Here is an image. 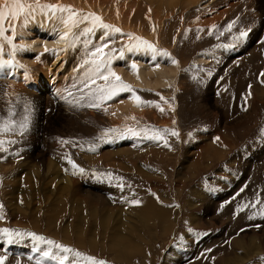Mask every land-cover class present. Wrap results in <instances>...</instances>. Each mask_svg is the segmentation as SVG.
Instances as JSON below:
<instances>
[{
  "label": "rangeland",
  "instance_id": "obj_1",
  "mask_svg": "<svg viewBox=\"0 0 264 264\" xmlns=\"http://www.w3.org/2000/svg\"><path fill=\"white\" fill-rule=\"evenodd\" d=\"M118 1L122 0L113 2L115 6ZM211 4L206 10L187 11L178 24L173 21L177 19L179 4L166 11L161 6L160 18L171 15L169 21L173 24L158 43L176 59L178 73L167 94L141 96L142 101L150 102L145 104L154 107V120L151 111L143 115L145 119L138 114V120L120 122L114 127L103 121L99 113L94 120L82 119L77 113L100 109L80 100V93L73 87L78 74L72 71L68 85L62 82L67 116L41 132V144L58 145L55 150L48 148L46 157L51 162L56 158L57 168L62 161L70 160L84 172L76 178L63 169L44 177L26 169L16 176L0 171V229L33 232L106 264H264V219L260 216L264 209V99L257 94V89L264 85V77L260 76L264 72V40L258 36L252 42L253 30L234 46L232 40L252 23H259L262 31L264 17L258 11V0H217ZM224 12L227 15L221 14ZM215 17L214 26L208 27ZM232 21H236L234 27L225 31ZM202 28L208 30L202 33ZM198 31L202 33L200 39ZM199 52L213 54L215 61L208 66L193 64ZM248 53L251 61L246 60ZM116 55L113 53V59ZM81 57L71 63L72 70ZM65 59L53 66L56 72L68 70ZM58 72V77L54 73L51 77L59 78ZM111 79L115 81V77ZM98 83L102 85L104 81ZM29 102L31 106L24 95L22 101L11 106L0 105V125L16 127V132L4 131L16 134L14 148H10L12 144L4 145L8 154L19 156L30 141L36 121L32 107L29 130L20 135L18 127ZM158 112L166 115L168 124L159 126L158 121H162ZM128 127L168 129L169 133L153 141L106 132ZM172 130L179 136H172ZM216 135L228 142V146L218 150V157H211L191 144L198 142L210 149L216 144L212 139ZM3 140L8 141L9 137ZM165 140L169 147L164 146ZM113 149L125 153L103 156V151ZM128 153L131 155L127 156ZM73 154L80 159L75 160ZM133 200L139 201V205L131 203ZM240 205L245 207L240 209ZM253 214L255 218L249 219ZM256 224L261 227H255ZM254 238L259 241L256 254L242 257L243 262L240 257H229L233 243L243 241L247 245ZM46 247L40 244L34 250V242L27 236L0 235V255L8 258L5 264H16L17 260L20 264H36L40 250ZM42 264L55 262L43 260ZM83 264L94 262L85 260Z\"/></svg>",
  "mask_w": 264,
  "mask_h": 264
},
{
  "label": "bare ground",
  "instance_id": "obj_2",
  "mask_svg": "<svg viewBox=\"0 0 264 264\" xmlns=\"http://www.w3.org/2000/svg\"><path fill=\"white\" fill-rule=\"evenodd\" d=\"M116 1L117 0H40L41 3L71 6L72 8L76 9L81 13H94L95 15L100 16L104 23L112 25L115 28H119L121 30L120 33H115L113 35L112 38L115 42L110 44V48L115 47L117 48V51L119 49H123V55L121 58L120 51H116L118 55H116V57H114L113 59L111 70L115 73V76L120 77V79L123 80L127 85L131 86L133 88L132 91H125L124 93H119L111 100H107L103 103L102 107H98V109H100V112L96 109H94V111L96 110L95 112H89L88 110L87 112L84 111L82 108L83 112L77 113L78 115H80L79 117L84 120L92 119L93 117H96L98 115L97 113H99L101 116H103V121L109 122L111 125H113V127L119 126L120 122H128L132 121L133 119L138 120V118L135 117L138 114L140 115V117L145 119L143 116L145 113H148L149 111L154 113V107H151L150 104L148 105L135 101L134 95H138L141 98V96L143 95H146V97H152L149 93L155 92H164L165 94H167L169 88L174 85V79L178 73V64L176 59L173 58L165 49L160 48L162 47V45H160V43L158 42H160L159 40L161 35L165 32H169L173 23L175 24L177 22H180V20L183 16H185L187 11L191 12L192 9L196 8H209V4L212 3L211 5H213L214 2H217V0H181L179 3L175 2L176 0H133V2L131 3L132 0H122L117 2L118 6H115L113 2ZM262 1L258 0L257 6H260L258 11H260L261 16L264 17V2ZM28 2L32 3L34 2V0H28ZM0 3H3V0H0ZM145 4L147 6L144 7ZM161 6L165 9V11L166 9L168 10V8L172 9V7H178L176 8V12H178L177 14L175 13L176 9H173V14L177 15V19L173 21V23H170L169 21L171 15L166 18L167 14H165L164 19L160 18L159 13L162 9ZM225 12L221 14L227 15V13ZM216 21L217 18L215 20H211L209 22L210 26L208 27L212 28L214 26L213 24ZM13 23H15L16 25V39L14 40V43L17 45L26 46L23 51L17 52L14 57L15 61L23 67H14L10 70H4V72H0V105L3 103L7 106H11L14 103L22 101V97L26 95L31 101L32 112L34 113L36 121L33 127V132L30 137V141L28 142V145L26 147L22 148L23 151L20 152L19 156H17L18 154L16 155L15 153L8 154L10 153L9 151H0V158H3L4 160L0 161V171L3 174L6 173V176H16L20 173L21 170L26 169L34 175L44 177L46 175H53L54 173L52 171L63 169L65 171L71 172L73 174L71 177L78 178L80 171L70 160H61V166L58 168L57 161H54L56 158L52 162L48 159L49 163L45 165V162L47 161L46 157L49 154L48 148H51V150H55L57 149L58 145L53 144L49 147L43 146L41 144V140L43 138L41 132L45 129H49V127L53 125L54 122L60 121L67 116V114H65V110L68 109V106L65 105V99L62 98V82L66 83V86L68 85L67 81L70 80L73 76V70L70 68V65L73 62L75 63L79 61L77 60V58L83 55V46L78 45L76 48L69 49L68 51H61L58 55H54L51 52L46 53L44 51L45 47H47L48 49H61L64 47L63 43L58 42V33L63 31V25L59 20L46 21L44 16L37 15L35 21L30 22L26 28L20 27V24L22 23V18L17 19L14 22L11 20H6L4 22V27L8 28ZM83 26L84 25H81V27ZM258 26L259 23L258 25H254L253 23L252 25H249V28L253 30L252 36L249 35L250 39L252 38V42H254L255 39H258V36L259 38L264 40V28L262 29V31H260ZM200 30V32L205 33V30L208 29L202 28ZM76 31L79 30L77 29ZM103 31L104 30L101 29L96 32V40H99V37L103 35ZM174 32L176 33V31ZM200 32L199 39L202 36V33ZM129 34H131V36L140 37L143 40L148 41L156 49L161 50L163 52H167L169 55L167 57L163 55L153 57L150 52H129L126 48V45H128L129 43H134V41L130 39ZM6 35H11V33H6ZM3 43L4 42L0 40V44ZM164 45H166V43H164ZM4 51V59H9L10 57L7 55V53H9L11 49L7 44H4ZM214 57L215 56L211 53L199 52L195 56L193 64L208 66L215 61ZM62 58L67 59L68 70L64 71L63 69L62 73L57 71L59 73V78H57V72L54 70L53 66H55L57 62L62 61ZM251 58V55L248 53L246 60L251 61ZM173 60H175L176 63H172ZM133 63L136 65L135 69L131 67ZM64 64L63 68H65ZM52 68L53 70H51ZM7 71H10L11 74L6 75L5 72ZM69 72L70 74L66 75ZM51 73H54V75L56 74L55 76L57 77L55 78H57L58 81L54 77H51ZM71 74L72 76H70ZM74 77L73 79H75ZM257 94L259 98L264 99V85L257 89ZM49 103H51L52 106L48 107L49 105L47 104ZM24 104L26 105V103ZM81 105H83L82 102ZM246 112H248V109ZM151 117L154 120L155 118H157V113H154V115H151ZM158 118L162 121H158L159 126L169 122L167 120L166 115L162 114V112H158ZM94 119L95 118H93V120ZM198 135L199 134L195 135L197 141H199ZM7 136L9 137V140H15L16 134L10 135L5 132L0 135V140L6 139ZM200 137L201 136H199V138ZM217 137H219L218 140L216 139ZM212 139L214 140V142H216V144L215 146L213 145L210 149L207 148V145L204 146L201 145V143L197 144L198 142H191V144H194L195 147L199 146V149H203L204 151L208 152L211 157H218L220 156V153L218 154V150L222 149L223 146H228V142L220 135H216V137ZM122 143L125 144L126 141H123ZM6 147H9V144H6ZM10 148H14V144H12ZM122 153L125 152H122L121 150L114 151V149L113 152L107 150L102 152L103 156H107L109 154L121 155ZM192 154L194 155L195 153ZM129 155L131 154L128 153L127 156ZM73 156H76V158L74 157L75 160L80 159V156L77 157L76 154H73ZM194 156L197 157V154ZM107 158L110 159L112 157L108 156ZM195 160L197 161V158ZM87 166L89 168V165H85L86 168ZM40 179L41 178H38L39 181ZM45 190L46 189L44 188L43 191ZM258 244L259 241L256 238L250 240L247 245H245L243 241L239 243L236 241L230 246L231 249H229L228 252L229 257L231 256V259L241 258L242 260L244 259L242 258L244 256L248 257L249 255L256 254L259 249ZM243 261L245 260H242V262Z\"/></svg>",
  "mask_w": 264,
  "mask_h": 264
},
{
  "label": "snow or ice",
  "instance_id": "obj_3",
  "mask_svg": "<svg viewBox=\"0 0 264 264\" xmlns=\"http://www.w3.org/2000/svg\"><path fill=\"white\" fill-rule=\"evenodd\" d=\"M37 15L44 16L46 21L59 20L63 25V31L58 33V42L63 43L64 47L61 49H48L45 47L44 51L46 53L51 52L54 55H58L61 51H68L69 49L76 48L78 45L83 46L84 52L81 61L73 70L78 74V79L74 81L73 87L80 93V100L87 102V106L99 107L100 103L111 100L117 96L119 91H132L130 86L124 84L120 80V77L115 76V73L111 70L113 53H115L117 49L110 48V44L115 42L112 38L113 35L121 32L119 28L104 23L102 18L94 13H81L71 6L41 3L40 0H34L32 3H29L28 0H3V3H0V40L4 42L3 44H0V72L10 70L14 67L22 68L23 66L19 65L14 57L17 52L23 51L26 47L25 45H17L14 43V40L16 39L15 23L10 27L5 28L4 22L6 20L14 22L17 19L22 18L20 27L26 28L30 22L35 21ZM235 23L236 21L230 22L225 31H231ZM81 25L84 26L81 27ZM77 29L79 31H76ZM101 29L104 30L103 35L99 37V40H96V32ZM249 31H251L250 28L248 30L242 29L239 31L238 35H234L232 37L234 42L233 46L235 43L243 40L248 35ZM9 32L11 35H6V33ZM209 34H211V30L209 31ZM129 36L130 39L134 41V43L126 45L129 52H150L153 57L160 55L167 57L169 55L167 52L156 49L152 44L140 37L131 36V34H129ZM4 44H7L11 49V51L7 53L10 57L9 59H4ZM119 51L122 58L123 49H120ZM172 63H176V61L173 60ZM131 67L135 69L136 65L133 63ZM5 74L10 75L11 72L7 71ZM260 76L264 77V72H261ZM112 77H115V81L111 79ZM98 81H104V83L101 85ZM261 82L264 83V81ZM249 88H251V84H249ZM134 99L140 103H150L141 101V98L138 95H134ZM24 111L25 114L18 125L20 135L25 134L30 128V102L28 106L25 107ZM161 111H163V109H161ZM14 114L15 113H10V115ZM5 130L16 132V127L14 124L0 125V135H2ZM106 132L118 133L120 135H125L127 133L132 137L142 136L144 139L156 141L163 139L162 134H168L169 130L148 128L135 129L128 127L126 129H107ZM170 134L172 136H179V133L175 130H172ZM216 139L218 140L219 137ZM5 143L15 144L17 141L0 140V151L5 150ZM62 143H68V141H62ZM164 146L169 147L166 140L164 141ZM92 150L94 151L95 149ZM79 171L81 173L84 172L83 169H80ZM241 191H243V189H241ZM131 203L138 204L139 201L133 200ZM2 207L3 205H0V208ZM243 207H245V205L239 206L240 209H243ZM253 207H255V205H253ZM260 216L264 219V209H261ZM254 218L255 214L249 216V219ZM0 219H3L2 215H0ZM254 226L257 228L261 227L259 224ZM241 231H243V229ZM0 235L15 238L27 236L34 242V250H36V245H47L45 249L40 250V259L36 260V264H42L43 260L54 261L55 264H66V262L69 261L70 264H83V261L85 260L93 261L94 264H106L105 261L95 260L93 257L85 256L72 247L47 239L44 236L33 232H20L4 228L0 229ZM7 259L6 256L0 255V264H5ZM29 259L31 260L32 257H29ZM16 264H20V261L17 260Z\"/></svg>",
  "mask_w": 264,
  "mask_h": 264
}]
</instances>
